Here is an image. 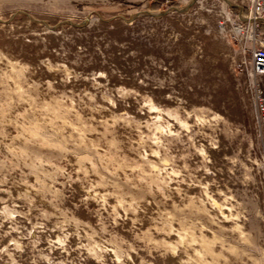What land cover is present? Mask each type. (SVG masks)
I'll list each match as a JSON object with an SVG mask.
<instances>
[{
	"label": "rangeland",
	"instance_id": "obj_1",
	"mask_svg": "<svg viewBox=\"0 0 264 264\" xmlns=\"http://www.w3.org/2000/svg\"><path fill=\"white\" fill-rule=\"evenodd\" d=\"M232 4L0 1V264H264Z\"/></svg>",
	"mask_w": 264,
	"mask_h": 264
},
{
	"label": "built area",
	"instance_id": "obj_2",
	"mask_svg": "<svg viewBox=\"0 0 264 264\" xmlns=\"http://www.w3.org/2000/svg\"><path fill=\"white\" fill-rule=\"evenodd\" d=\"M237 8L235 15L230 14L234 20L235 38H239L240 44L247 43L250 55L252 73L255 76L264 77V0H232ZM243 44V45H245ZM255 101L258 113V125L264 144V96L260 89L255 90Z\"/></svg>",
	"mask_w": 264,
	"mask_h": 264
},
{
	"label": "crops",
	"instance_id": "obj_3",
	"mask_svg": "<svg viewBox=\"0 0 264 264\" xmlns=\"http://www.w3.org/2000/svg\"><path fill=\"white\" fill-rule=\"evenodd\" d=\"M1 2H17V3H23V2H29L31 0H0ZM152 0H66L67 3H85L88 5H99L102 4L104 6H108L109 8L112 9H122V6L124 3H129L132 6H136V5H149L151 4ZM155 1H163V0H155ZM171 3H177V2H181L183 0H169ZM33 2V1H32ZM35 2V1H34ZM110 4H116L114 7H111ZM129 5V6H131ZM264 28V25H263Z\"/></svg>",
	"mask_w": 264,
	"mask_h": 264
}]
</instances>
